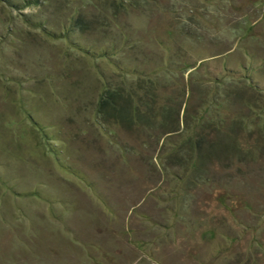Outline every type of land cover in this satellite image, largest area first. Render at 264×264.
<instances>
[{
  "label": "rangeland",
  "instance_id": "obj_1",
  "mask_svg": "<svg viewBox=\"0 0 264 264\" xmlns=\"http://www.w3.org/2000/svg\"><path fill=\"white\" fill-rule=\"evenodd\" d=\"M146 258L264 264V0H0V264Z\"/></svg>",
  "mask_w": 264,
  "mask_h": 264
},
{
  "label": "trees",
  "instance_id": "obj_2",
  "mask_svg": "<svg viewBox=\"0 0 264 264\" xmlns=\"http://www.w3.org/2000/svg\"><path fill=\"white\" fill-rule=\"evenodd\" d=\"M79 50H81L82 52H84L85 54H91V55H93L92 53H89L88 52V50H86V49H82V48H80ZM111 52V51H110ZM98 56L99 55H101V54H97ZM96 55V56H97ZM109 55V52H107V51H104L103 53H102V55L101 56H108ZM117 70H120L121 72H123V73H125V72H128V69H126V68H123V67H120V66H118L117 65Z\"/></svg>",
  "mask_w": 264,
  "mask_h": 264
},
{
  "label": "crops",
  "instance_id": "obj_3",
  "mask_svg": "<svg viewBox=\"0 0 264 264\" xmlns=\"http://www.w3.org/2000/svg\"><path fill=\"white\" fill-rule=\"evenodd\" d=\"M152 261H150L149 259H141V260H138V263H136V264H152L151 263Z\"/></svg>",
  "mask_w": 264,
  "mask_h": 264
}]
</instances>
